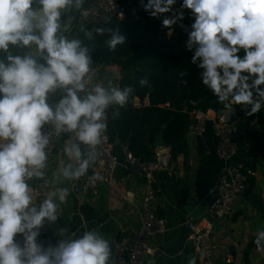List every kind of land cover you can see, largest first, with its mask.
I'll list each match as a JSON object with an SVG mask.
<instances>
[{
	"label": "clouds",
	"instance_id": "1",
	"mask_svg": "<svg viewBox=\"0 0 264 264\" xmlns=\"http://www.w3.org/2000/svg\"><path fill=\"white\" fill-rule=\"evenodd\" d=\"M176 2L141 0L144 10L155 18L173 12ZM82 3L0 0V50L7 52L9 44L36 46L35 53H9L6 62L0 60V264H108L111 255L108 242L96 232L61 239L55 246L38 243L44 221L57 219L56 198L64 202L68 190L50 191L36 207L30 206L33 197L26 183L44 176L41 169L49 137L42 133L43 125H54L56 133H74L76 142L64 151L76 165L68 163L59 171L66 179H78L107 127L105 110L111 104L123 107L133 91L99 85L86 89L91 64L88 49L78 39L58 35L62 10L80 8ZM181 8L194 17L186 48L194 49L191 63L201 70L202 84L225 108L251 106V114L258 113L264 105V0H182ZM183 18V11L164 17L162 26L168 35ZM96 31L103 34L105 30ZM124 41V36L113 32L108 44L115 49ZM57 89L65 94L53 108L48 97ZM81 144L93 151L82 152ZM17 234H22V242L15 239ZM255 244L257 251L264 252V230L257 233Z\"/></svg>",
	"mask_w": 264,
	"mask_h": 264
},
{
	"label": "crops",
	"instance_id": "2",
	"mask_svg": "<svg viewBox=\"0 0 264 264\" xmlns=\"http://www.w3.org/2000/svg\"><path fill=\"white\" fill-rule=\"evenodd\" d=\"M84 3V2H83ZM82 3V4H83ZM79 8L72 6L68 9L67 16L70 23L75 19ZM135 10V6H133ZM62 25H66L65 17ZM63 35L65 33H58ZM75 39V38H71ZM119 68L116 65L107 66L102 70V78L108 88H119ZM86 89H89L86 87ZM62 89L50 93L48 103L54 108L59 99L64 95ZM81 97L84 92L79 93ZM148 105L149 99L143 102L138 97L133 98V105ZM116 104H111V108ZM262 117L264 118V105H262ZM54 128V125H52ZM193 119L188 133V152L171 158L168 169H158L155 172L156 202L155 210L163 226V231L150 239L152 254L147 256L148 264H189L195 260V264H202L199 252L188 240V229L185 226L187 219L198 221L203 225H212L213 240L217 245L215 256L220 264H264V252L257 251V246H248L252 240L257 239V233L264 230V211L255 204V199L260 198L264 204V126L259 117L248 121L246 114L240 116L238 126L241 133L237 136L239 152L236 157L228 162L219 163L214 170L212 178L207 182L201 194H197L195 177L199 166L197 153V136L192 132ZM253 134V136H252ZM65 135H68L66 132ZM260 146L263 150L255 151L250 156L253 145ZM126 159L127 146L123 145ZM81 150L87 153L83 144ZM168 150L161 135L158 136L153 160L157 161V152ZM86 158V157H85ZM135 158V157H134ZM138 160L140 166H144ZM128 162V160H127ZM249 162L255 170L256 175L250 181L242 197L236 203L232 215L223 218H212L207 207L210 199L215 193L217 181L223 168L237 164L245 165ZM147 163V162H146ZM54 159L45 164L41 170L45 178L50 180V191L67 189L68 195L64 202L58 197L57 219L49 222L44 221L48 233L52 236L54 246L61 239H79L86 232H96L105 239L112 251L114 242L121 233L134 232L140 221V207L142 197L146 189L144 170H135L128 162V166L121 164L116 172L115 180L111 186H102L97 196H89L82 192L81 183L86 171L78 179H66L60 175ZM180 179L182 182L176 188L174 181ZM38 177L26 179L33 197V188ZM187 190L185 200L183 191ZM88 205L95 213L93 219H88L82 207ZM30 206L39 207L33 197ZM20 234H17V236ZM15 237V239L17 238ZM108 264H116L110 255Z\"/></svg>",
	"mask_w": 264,
	"mask_h": 264
},
{
	"label": "trees",
	"instance_id": "3",
	"mask_svg": "<svg viewBox=\"0 0 264 264\" xmlns=\"http://www.w3.org/2000/svg\"><path fill=\"white\" fill-rule=\"evenodd\" d=\"M121 1L129 7L125 19L104 26H88L78 33L81 46L88 49L91 58L90 69L116 65L119 68L120 89H133L123 107L116 105L110 109L108 130L114 142V151L121 164L127 166L124 144L140 162L152 161L158 136L161 135L170 149L172 158L187 154L191 113L210 109L222 114L227 109L218 103L211 91L202 84L201 70L191 63L194 49L189 51L186 44L194 17L190 10L181 8L182 0H177L173 12L156 18L144 10L139 0ZM143 3H147V0ZM181 11L183 20L173 25L172 34L168 35L169 30L162 26V20L165 16L171 17ZM98 28L104 29V33H97ZM113 32L124 36L125 41L115 49H110L108 41ZM240 55H243V50ZM142 79H147L148 83L141 85ZM261 87L264 88V85ZM134 97H138L141 102L148 98L149 104L136 107L133 105ZM233 106L240 115L246 114L248 121L259 117L264 126L262 108L258 113L251 114V106ZM116 139L120 141L118 144L115 143ZM259 150L262 151L263 148L254 144L250 149V156ZM197 153L199 166L195 185L197 194H201L219 163L211 124L207 125L202 136H197ZM243 166L251 167L249 162ZM172 180L176 188H179L182 180ZM183 192L186 193L183 194L182 201L185 200L187 190ZM255 204L264 211L260 198L255 199ZM82 210L88 219L95 217L90 206L84 205ZM252 246H256L255 239L250 242L248 249Z\"/></svg>",
	"mask_w": 264,
	"mask_h": 264
},
{
	"label": "built area",
	"instance_id": "4",
	"mask_svg": "<svg viewBox=\"0 0 264 264\" xmlns=\"http://www.w3.org/2000/svg\"><path fill=\"white\" fill-rule=\"evenodd\" d=\"M139 4H142L141 0H139ZM127 13L128 9L121 0H86L78 9L75 19L70 23L65 37L69 40L71 38L78 39V33L82 28L104 26L113 21H120L126 18ZM103 69L104 67L90 69L86 76V79L90 77L86 87L91 89L99 85L108 88L102 78ZM110 109L111 105L105 110L103 122L107 127L101 133V141L94 150V157L90 160L81 183L82 192L92 197L98 195L102 186L113 185L117 169L121 165L108 130ZM220 115L210 109L193 111L191 113L192 132L195 136H202L207 125L211 124L216 139L218 158L222 162H228L238 154L239 143L233 126L223 124ZM41 131L49 137V143L45 147L47 156L45 164L54 159L58 169L68 163L75 166L76 162L69 160L64 151L66 145L76 142L74 133H68L67 136H65L66 132L56 133L50 123L43 125ZM85 148L87 152L93 151L87 145ZM144 166L146 189L140 207L139 225L134 232L121 233L114 242L111 256L116 264H148L146 258L152 254L150 239L163 231V226L155 210L156 193L154 188L157 182L155 172L158 170V163L152 160L145 163ZM255 175L254 169L246 168L242 164L223 168L217 181L215 193L208 203V214L215 219H223L232 215L236 203ZM49 192L50 180L38 177L33 188V197L36 202L41 205ZM185 226L188 229L187 238L199 252L202 264H220L215 256L217 245L212 237V225H203L198 221L187 219ZM16 240L22 242V234L18 235ZM37 242L45 247L54 246L52 236L48 233L44 223L40 227ZM230 264H234L233 259H230Z\"/></svg>",
	"mask_w": 264,
	"mask_h": 264
},
{
	"label": "water",
	"instance_id": "5",
	"mask_svg": "<svg viewBox=\"0 0 264 264\" xmlns=\"http://www.w3.org/2000/svg\"><path fill=\"white\" fill-rule=\"evenodd\" d=\"M85 1L86 0H83V2H85ZM67 14H68V10H66V11L62 10L60 22L62 25V18L65 17L66 25L65 26L62 25V29L58 33L67 32L69 27H70V19L67 16ZM30 50L33 53H35L36 46L31 45V46H25L24 48H21L18 45L9 44L7 52L0 50V60H4L6 62V57L9 53L13 56H23ZM38 59H39V57H38ZM40 62H42V61H40ZM94 80H96V77H94ZM240 116L241 115L239 114V112L232 105L231 108H227L226 110H224V112L220 115V120L222 121L223 124L233 126V129H234L236 135L238 136L241 133V129L238 126V123L240 121ZM119 142H120L119 139H116L115 143L118 144ZM171 158H172V154L170 152V149H169V151L168 150L158 151L157 152L158 169H161V170L168 169ZM127 160L133 169L144 170L145 166H140L138 160H136L132 154H129V153L127 154Z\"/></svg>",
	"mask_w": 264,
	"mask_h": 264
},
{
	"label": "rangeland",
	"instance_id": "6",
	"mask_svg": "<svg viewBox=\"0 0 264 264\" xmlns=\"http://www.w3.org/2000/svg\"><path fill=\"white\" fill-rule=\"evenodd\" d=\"M128 7V6H127ZM128 9H129V7H128Z\"/></svg>",
	"mask_w": 264,
	"mask_h": 264
}]
</instances>
